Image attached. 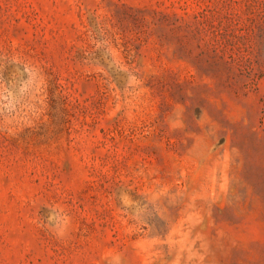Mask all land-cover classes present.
I'll return each mask as SVG.
<instances>
[{"label":"rangeland","instance_id":"obj_1","mask_svg":"<svg viewBox=\"0 0 264 264\" xmlns=\"http://www.w3.org/2000/svg\"><path fill=\"white\" fill-rule=\"evenodd\" d=\"M0 264H264V0H0Z\"/></svg>","mask_w":264,"mask_h":264}]
</instances>
